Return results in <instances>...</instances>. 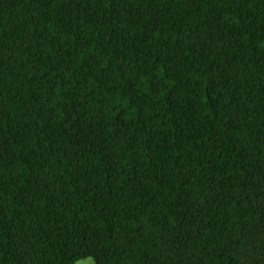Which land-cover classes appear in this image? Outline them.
I'll use <instances>...</instances> for the list:
<instances>
[{"label":"trees","instance_id":"1","mask_svg":"<svg viewBox=\"0 0 264 264\" xmlns=\"http://www.w3.org/2000/svg\"><path fill=\"white\" fill-rule=\"evenodd\" d=\"M264 264V0H0V264Z\"/></svg>","mask_w":264,"mask_h":264},{"label":"rangeland","instance_id":"2","mask_svg":"<svg viewBox=\"0 0 264 264\" xmlns=\"http://www.w3.org/2000/svg\"><path fill=\"white\" fill-rule=\"evenodd\" d=\"M75 264H95L94 259L91 257L78 260Z\"/></svg>","mask_w":264,"mask_h":264}]
</instances>
